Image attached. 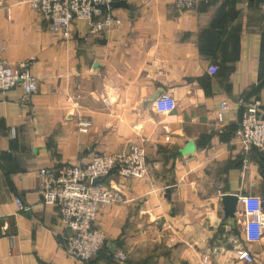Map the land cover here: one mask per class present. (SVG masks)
I'll return each mask as SVG.
<instances>
[{"label": "crops", "instance_id": "crops-1", "mask_svg": "<svg viewBox=\"0 0 264 264\" xmlns=\"http://www.w3.org/2000/svg\"><path fill=\"white\" fill-rule=\"evenodd\" d=\"M175 1L112 0L117 21L91 35L74 20L64 38L25 3L0 0L4 56L30 62L38 84L27 104L19 86L0 92V264H264V233L245 240L241 201L226 216L221 199L258 194L264 218V153L244 155L235 138L244 101L259 98L264 114V0ZM163 90L176 100L168 113L153 106ZM132 142L145 173L105 182L133 199L100 207L95 256H69L37 168ZM242 247L253 262L237 258Z\"/></svg>", "mask_w": 264, "mask_h": 264}, {"label": "built area", "instance_id": "built-area-1", "mask_svg": "<svg viewBox=\"0 0 264 264\" xmlns=\"http://www.w3.org/2000/svg\"><path fill=\"white\" fill-rule=\"evenodd\" d=\"M112 0H18L45 18L52 31L64 38L70 35L72 21L84 20L88 33L96 35L117 21L110 12ZM200 0H176L180 9L195 7ZM0 43V92L19 86L23 93L19 99L27 104L37 91V78L30 69V62L11 64L4 56ZM219 111L227 109L225 100H220ZM158 112L168 113L176 107V100L168 90L160 91L153 100ZM221 119V112H218ZM83 123V124H82ZM82 129L88 123L82 122ZM235 138L246 155L251 149L264 153V114L260 112L259 98L244 101L235 130ZM147 169V156L139 142H132L115 152L94 150L75 160L56 166L39 167L41 203L56 206L64 230L65 251L81 261H87L101 250L106 236L96 225L100 207L105 204H126L127 197L122 188L106 183V178L116 175L123 178L139 177ZM243 206V232L245 240H260L264 233L263 199L258 194L238 195ZM19 208L21 201L16 199ZM237 258L253 262L254 256L247 248H237ZM119 263L126 254L120 249L112 252Z\"/></svg>", "mask_w": 264, "mask_h": 264}, {"label": "water", "instance_id": "water-1", "mask_svg": "<svg viewBox=\"0 0 264 264\" xmlns=\"http://www.w3.org/2000/svg\"><path fill=\"white\" fill-rule=\"evenodd\" d=\"M222 204L224 206V212L226 216H233L236 209V203L238 201L237 194L225 193L221 195Z\"/></svg>", "mask_w": 264, "mask_h": 264}, {"label": "rangeland", "instance_id": "rangeland-1", "mask_svg": "<svg viewBox=\"0 0 264 264\" xmlns=\"http://www.w3.org/2000/svg\"><path fill=\"white\" fill-rule=\"evenodd\" d=\"M36 12V11H35ZM224 100V99H223ZM220 101V100H219ZM226 101V100H225ZM260 106H261V102H260ZM65 233V232H64ZM63 233V234H64ZM64 250H65V241H64ZM100 251V250H99ZM66 252V251H65ZM69 255V254H68ZM69 256H71V255H69ZM95 256V255H94ZM72 257H74V256H72ZM74 258H77V257H74ZM78 259V258H77ZM79 260V259H78Z\"/></svg>", "mask_w": 264, "mask_h": 264}]
</instances>
